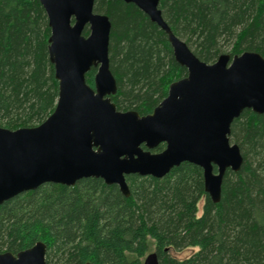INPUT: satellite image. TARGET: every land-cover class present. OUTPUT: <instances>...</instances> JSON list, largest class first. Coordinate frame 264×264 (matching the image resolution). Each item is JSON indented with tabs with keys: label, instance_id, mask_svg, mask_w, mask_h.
Listing matches in <instances>:
<instances>
[{
	"label": "trees",
	"instance_id": "obj_1",
	"mask_svg": "<svg viewBox=\"0 0 264 264\" xmlns=\"http://www.w3.org/2000/svg\"><path fill=\"white\" fill-rule=\"evenodd\" d=\"M158 9L201 62L245 52L264 57V0H159ZM93 11L111 24V102L120 112L150 114L186 69L166 34L134 5L94 0ZM49 35L38 0H0V128H32L52 113L58 85ZM96 70L85 76L90 87ZM229 141L243 163L225 172L217 204L204 191L202 170L186 162L160 179L126 176L129 197L97 178L45 184L0 205V253L41 242L46 264H142L151 250L158 264H264V114L244 110ZM185 248L197 250L183 260L169 254Z\"/></svg>",
	"mask_w": 264,
	"mask_h": 264
},
{
	"label": "water",
	"instance_id": "obj_2",
	"mask_svg": "<svg viewBox=\"0 0 264 264\" xmlns=\"http://www.w3.org/2000/svg\"><path fill=\"white\" fill-rule=\"evenodd\" d=\"M38 1L50 30L57 101L35 127L0 128V205L45 184L72 187L87 178L116 185L129 197L126 176L160 179L185 162L202 170L205 193L219 203L225 172L236 173L243 163L239 147L229 141L232 122L244 110L264 114V57L224 54L206 64L171 32L159 0H119L166 34L175 62L186 69L150 114L120 112L110 99L117 86L109 69L108 17L93 11L94 0ZM91 68L97 69L93 87L85 79ZM161 144V152H151ZM45 251L38 242L16 255L0 253V264H46ZM142 264H158L155 253Z\"/></svg>",
	"mask_w": 264,
	"mask_h": 264
},
{
	"label": "rangeland",
	"instance_id": "obj_3",
	"mask_svg": "<svg viewBox=\"0 0 264 264\" xmlns=\"http://www.w3.org/2000/svg\"><path fill=\"white\" fill-rule=\"evenodd\" d=\"M202 205H203V202L201 200L198 203V214L197 215H200L201 214V207H202ZM196 250H197L196 248H185V249H183L181 251L170 250L169 254H170L171 257H173L175 259L183 260V259L188 258ZM149 253H152V250Z\"/></svg>",
	"mask_w": 264,
	"mask_h": 264
}]
</instances>
